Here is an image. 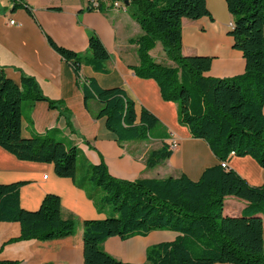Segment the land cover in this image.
<instances>
[{"label": "trees", "instance_id": "1", "mask_svg": "<svg viewBox=\"0 0 264 264\" xmlns=\"http://www.w3.org/2000/svg\"><path fill=\"white\" fill-rule=\"evenodd\" d=\"M13 1V8L22 7L34 16L29 5ZM225 1L233 18L228 33L245 60L242 73L226 77L205 75L210 56L182 53V18L211 17L206 0H89L87 6L100 11L111 5L126 8L140 26L142 33L129 38L137 46L138 63L128 67L136 76L156 81L162 98L178 104L179 123L192 137L206 141L217 159L197 180L184 173L177 177L118 178L110 174L104 161L85 162L80 170L78 147L58 138L54 130L23 135L24 100L30 105L46 102L71 130V111L64 101L45 96L31 75L22 73L15 82L0 65V147L19 160L52 164L58 177L70 178L86 190L100 213L105 214L104 207L111 206V215L81 223L83 264H134L107 253L102 243L110 236L126 239L152 230H172L177 236L149 245L147 264H264V184L250 185L236 171L221 165L235 154L250 155L264 167V0ZM45 36L80 80L84 103L92 98L99 103L96 117L104 120L118 143L150 138V130L158 124L150 110L142 107L138 115L134 100L122 88L101 87L93 78L82 76V64L106 72L111 58L95 32L88 33L86 54ZM158 41L174 65L150 55ZM170 155L169 144L163 142L148 152L146 167L153 168ZM23 183L0 184V221L20 224L19 235L3 243L0 250L9 242L46 241L74 234L77 220L71 214L64 215L59 195L46 193L37 209L23 208L19 196ZM226 196L248 204L238 215L224 214ZM0 264L17 261L3 260Z\"/></svg>", "mask_w": 264, "mask_h": 264}, {"label": "crops", "instance_id": "2", "mask_svg": "<svg viewBox=\"0 0 264 264\" xmlns=\"http://www.w3.org/2000/svg\"><path fill=\"white\" fill-rule=\"evenodd\" d=\"M16 2L29 5L34 16L22 7L13 8V0H0V65L15 82L20 81L22 73L33 76L45 96L64 101L71 111L72 121L70 130L58 116V111L50 109L46 102L26 103L22 108L24 136L54 130L58 138L78 147L80 170L85 162L104 161L111 175L129 180L177 177L182 173L197 180L206 167L217 162L206 141L192 137L189 129L179 123L178 104L162 98L154 79L138 77L128 67L138 63L137 46L129 38L141 34L142 30L126 8L111 5L105 11L88 10L89 0ZM206 7L211 17L182 18V53L210 56V69L205 75L226 77L242 73L245 60L241 51L233 47V38L228 33L233 18L226 1L206 0ZM10 19L15 21L14 24H9ZM91 31L101 39L111 58L106 62V72L82 64V76L93 78L101 87L122 88L134 100L138 115L142 107L150 110L158 118V124L150 130V138L118 143L104 120L96 117L99 103L93 98L84 103L80 80L72 67L49 46L45 36L49 35L60 46L86 54ZM153 49L149 51L152 57ZM166 133L168 137L164 138ZM163 142L169 144L171 155L155 167L147 168L148 152L159 148ZM227 166L250 185L264 184V167L250 155L230 154ZM18 181H24L19 188L23 208L35 210L46 193H55L60 197L64 215L71 214L77 220V227L74 234L60 239L9 242L0 250V261L83 264L81 223L85 219L103 218L105 214L97 210L84 188L78 187L70 178L58 177L52 164L19 160L0 147V184ZM247 204L246 200L226 196L223 212L238 215ZM262 220L264 240L263 215ZM19 233L18 222L0 221V247ZM176 236L177 232L172 230H152L146 235L136 234L126 239L110 236L102 243V248L121 261L147 264L146 248L149 245L172 241Z\"/></svg>", "mask_w": 264, "mask_h": 264}, {"label": "rangeland", "instance_id": "3", "mask_svg": "<svg viewBox=\"0 0 264 264\" xmlns=\"http://www.w3.org/2000/svg\"><path fill=\"white\" fill-rule=\"evenodd\" d=\"M113 7H115V6H113ZM122 8V7H121ZM154 49H153V52H152V54H153V58H156V60H159L161 63H163V64H166V65H174V63L172 62V60H170L168 57H167V55H166V53H165V51H164V49H163V47H162V44L158 41L157 42V44H156V46L155 47H153ZM27 103V101L26 100H24L23 101V105L24 104H26ZM77 166L79 167V160L77 161ZM101 193H102V191L101 190H99ZM105 209H104V212H105V214L108 216L109 214L111 215L112 214V211H111V206L110 205H106L105 207H104Z\"/></svg>", "mask_w": 264, "mask_h": 264}, {"label": "built area", "instance_id": "4", "mask_svg": "<svg viewBox=\"0 0 264 264\" xmlns=\"http://www.w3.org/2000/svg\"><path fill=\"white\" fill-rule=\"evenodd\" d=\"M115 2H118V1H115ZM119 3H120V2H119ZM94 5L96 6L97 3L94 2ZM14 22H15V21H14L13 19H10V20H9V24H14ZM221 165H222L223 167L227 166V161L225 160V161L221 162Z\"/></svg>", "mask_w": 264, "mask_h": 264}, {"label": "water", "instance_id": "5", "mask_svg": "<svg viewBox=\"0 0 264 264\" xmlns=\"http://www.w3.org/2000/svg\"><path fill=\"white\" fill-rule=\"evenodd\" d=\"M127 4H128L127 1H125V2H124V5H127Z\"/></svg>", "mask_w": 264, "mask_h": 264}]
</instances>
